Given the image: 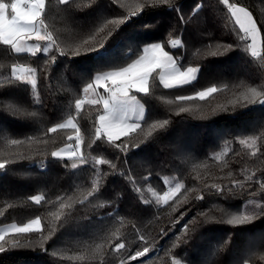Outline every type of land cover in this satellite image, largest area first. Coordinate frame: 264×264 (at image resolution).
I'll return each instance as SVG.
<instances>
[{"label": "trees", "instance_id": "trees-1", "mask_svg": "<svg viewBox=\"0 0 264 264\" xmlns=\"http://www.w3.org/2000/svg\"><path fill=\"white\" fill-rule=\"evenodd\" d=\"M4 2L11 5L12 0ZM229 2L252 12L261 29L264 51V0ZM142 3L144 0H70L64 6L58 0H46L45 23L59 47L32 56L0 46V81L11 78L13 64L36 68L40 98L39 104L34 102L30 86L0 83V160L12 162L0 171V225L39 217L43 236L56 227L43 247L40 232L10 233L6 240H18L21 247L0 253V264H120L121 260L125 264H172L173 258L184 264H264V214L260 208L245 225L227 223L232 215L244 214V201L249 197H259L264 205L260 187L264 183V106L237 108L234 113L229 106V113L212 114L218 105L248 87L264 91V59L245 51L250 39L239 40L243 33L222 0H170V5H148L118 31L109 25L115 34L102 53L72 55L90 31L107 20L124 19ZM177 38L182 45L173 48L171 41ZM152 42L165 45L183 68L200 67L197 81L165 89L158 71L154 73L149 94H137L146 110L140 129L116 141L127 144V150L109 145L106 139L96 141L97 116L103 106L85 104L74 122L83 137L80 151L87 163L74 169L71 164H79L78 160L52 157L53 151L75 142L69 137L76 133L71 128L56 133L47 129L76 116L75 100L84 98L83 89L97 72L126 66ZM227 45L232 48L225 52ZM61 50L67 54L60 55ZM215 51L219 54L211 56ZM213 85H227V90L204 101L177 100ZM99 92L104 93V88ZM96 96L90 93L88 99ZM180 108L190 111L180 112ZM25 110L37 116H27ZM163 120H168V125L146 138L149 125ZM249 136L258 138L255 156L253 149L239 143ZM13 139L22 143L12 145ZM97 159L108 163L95 164ZM246 176L253 179L245 180ZM165 178L173 187L175 183L184 187L168 204H157L149 189L163 196L170 186L164 183ZM233 180L242 182L243 188ZM93 181L100 191L83 204L76 203L92 189ZM213 184L220 185L223 194L212 189ZM41 195V204L29 199ZM61 202H73V206L64 209L66 215L56 221L51 214L60 210ZM117 230L122 236L113 237ZM140 235L145 241L139 240ZM116 243H124L125 249L113 251ZM96 244L103 248L92 256L90 250ZM144 247L154 251L150 258L129 260ZM79 256L85 259H75Z\"/></svg>", "mask_w": 264, "mask_h": 264}, {"label": "snow or ice", "instance_id": "snow-or-ice-1", "mask_svg": "<svg viewBox=\"0 0 264 264\" xmlns=\"http://www.w3.org/2000/svg\"><path fill=\"white\" fill-rule=\"evenodd\" d=\"M60 5L67 6L70 0H58ZM222 3L227 7L230 12V16L234 19L236 25H238L240 31L243 35L239 36L240 41L246 42L251 40V43L247 45L245 51L250 52L251 56L260 59H264V54L257 49V37L261 33L260 27H258V22L253 18V14L246 8L241 7L236 3H230L229 0H222ZM153 4H164L170 5V0H144V3L139 4L136 10L131 11L124 19H113L107 20L103 26L90 31L86 38H81L80 43L73 50L72 55H88L90 53H102L106 47L108 41L112 38L115 32L109 28V25L115 26L118 31L119 27L127 23L131 18L138 17L142 14L148 5ZM46 0H12L11 5L0 0V46H6L11 49L13 53H28L32 56H36L38 53L49 52L50 49L59 45L54 38L52 32L48 31V25L45 23L44 16L46 14ZM80 7V5H77ZM199 7V6H197ZM9 8L11 9L9 13ZM179 11L178 9H175ZM195 11V9H194ZM183 22V17H181ZM35 41V43H30V41ZM43 42V46H41ZM173 48L182 45V40L177 38L171 41ZM211 47V46H209ZM217 45V49H219ZM165 45L160 43H153L145 46L142 51L143 55L139 56L137 59L128 63L124 67H115L111 71L97 72L92 83L86 85L83 89L84 98L75 100V110L76 116H70L64 123H56L53 127L47 129L48 133H56L58 130H65L71 128L75 131V137H69V140L74 139L76 144L75 148H62L58 151H53L51 156L57 159H69L78 160L79 164L72 163V168H78L80 165L87 163V157L84 155L81 149L83 144V137L80 134V128L78 123L74 122L80 116L82 110L87 105L99 106L102 104L103 113L97 116V126L95 127V137L96 141H105L109 145L114 146L117 149L127 150V144H117L116 141L121 137H129L132 133H135L141 127V122L145 119V109L142 104L137 99V94H144L145 96L149 94V82L150 78L157 71L159 72V83L165 89L180 88L188 86L197 81L199 73L201 71L200 67H187L183 68L182 64L175 57L169 55V52L164 50ZM232 45H227L224 48L225 52L231 50ZM67 53L63 50L60 51V55H66ZM218 51L211 52V56H217ZM55 57H52V62H55ZM3 67V65H0ZM37 69L28 68L25 69L23 65L13 64L11 67V78H4L0 83L13 84L18 82L22 86H30L33 94V100L35 103H40L39 93L37 91ZM104 88V93L99 94L96 98L88 99V94L90 92H95L98 88ZM227 90V85L222 88H218L215 85L206 87L203 90L195 92L194 96L186 97L179 96L177 100L187 101L192 99H199L204 101L214 94L220 91ZM260 105L264 106V91L258 90L257 87H248L245 91L240 92L234 99L229 100L226 104L218 105L216 109L213 110V115L217 112L229 113V106H231L232 113L236 111L237 108L245 109L250 105ZM14 111H20L15 109ZM190 111L188 108H180V112ZM131 113V115H130ZM27 116L36 117L37 113L31 112L23 113ZM168 120H163L149 125V130L146 134V138L150 137L153 132L157 129H163L168 125ZM31 139V138H29ZM257 137L249 136L245 139H241L239 143L246 146L249 149H253L252 155H257L258 150H256ZM46 142V141H45ZM12 145H19L22 143L20 140H11ZM95 143V141H94ZM139 147V145H135ZM92 147V145H88ZM220 159L218 155L216 157ZM95 164H105L108 161L104 159H97L94 161ZM10 163L9 160H0V170L5 169ZM113 168L116 165H111ZM231 175V173H229ZM252 176H246L245 180H252ZM134 182V181H132ZM165 184H169V190L164 192L163 196H158V194L152 190V196L155 197V202L157 204L163 203L168 204L178 192L184 187L181 183H175L174 187L171 186V182L165 178ZM232 183L243 188V183L240 181L233 180ZM261 189H264V183L260 185ZM217 193L223 194V189L218 184H213L211 186ZM100 191L97 186V182L93 181L92 189L87 192L84 199L75 201L76 203L83 204L88 197L94 196ZM135 191L139 192L140 189L137 188ZM230 191V189H229ZM203 197H197V199H202ZM36 204H41L44 201V197L32 196L29 198ZM57 200H61L60 197ZM72 201V198H68ZM145 204H149L150 201H143ZM179 203V201L177 202ZM73 202H61L59 204V211L52 213L56 221H61L62 217L66 215L63 211L64 209L71 208ZM102 206V205H101ZM260 213L264 214V205H259ZM175 210V209H173ZM201 215H205L201 213ZM255 217L252 215H232L230 219L227 220L229 225H245L251 222ZM208 220H213L214 217H208ZM188 226L185 225V231H187ZM33 232L41 233V246L43 247L44 241L51 239V237L56 232V227L53 225L51 232L48 236H43L41 232V220L36 217L33 220H29L28 223H22L20 225L12 224L7 228H0V253H4L10 248L21 247L18 240L8 241L6 236L11 234H31ZM113 237L122 236V233L117 230L112 233ZM141 242L145 241L143 235L139 236ZM111 244V240H109ZM7 245V247H6ZM175 246V245H174ZM126 245L124 243H116L113 247V251L120 252L125 249ZM103 244H96L94 248H91L90 254L95 256L96 253L101 252ZM150 248L144 247L142 251H136L134 255L130 256V261H136L137 258L145 257L149 253ZM56 255V253H53ZM75 259L84 260V256L76 257ZM120 264H125L124 260L120 261ZM172 264H181V262L175 258L172 260ZM247 264V261L244 262Z\"/></svg>", "mask_w": 264, "mask_h": 264}, {"label": "rangeland", "instance_id": "rangeland-1", "mask_svg": "<svg viewBox=\"0 0 264 264\" xmlns=\"http://www.w3.org/2000/svg\"><path fill=\"white\" fill-rule=\"evenodd\" d=\"M30 43H35V41L34 40L33 41H30ZM250 43H251V41H250ZM41 46H43V42H41ZM23 67H24V65H23ZM24 68L27 69L26 67H24ZM75 144H76V142H73L72 144L65 145V147H63V148L73 149V148H75ZM168 190H169V188H168ZM259 205H261V200H260L259 197L252 196V197L247 198L244 201V208H243L244 209V214H246V215H252L253 213H255V212H257L259 210V207H258ZM26 223H28V222H26ZM12 224L20 225L17 222H9V223L1 224L0 225V228H7L8 226H10ZM153 254H154V251L153 250L151 251V249H150L149 253H147L146 256L148 258H150ZM181 264H184V263L181 262Z\"/></svg>", "mask_w": 264, "mask_h": 264}, {"label": "crops", "instance_id": "crops-1", "mask_svg": "<svg viewBox=\"0 0 264 264\" xmlns=\"http://www.w3.org/2000/svg\"><path fill=\"white\" fill-rule=\"evenodd\" d=\"M239 6H241V7H245V6H243V5H240V4H238ZM247 8V7H246ZM248 9V8H247ZM249 10V9H248ZM250 11V10H249ZM251 12V11H250ZM252 13V12H251ZM253 18L255 19V17L253 16ZM259 27V26H258ZM263 39H262V33H260V35L257 37V49L258 50H261L262 49V41ZM251 41V40H250ZM153 43H160V44H162L161 42H152V43H149V44H146L145 46H147V45H150V44H153ZM144 46V47H145ZM143 47V48H144ZM164 50L165 51H167V52H169L168 50H166L165 48H164ZM144 53L142 52V54L141 55H143ZM140 55V56H141ZM169 55H171V56H173V57H175L172 53H170L169 52ZM139 57V56H138ZM137 57V58H138ZM136 58V59H137ZM176 58V57H175ZM177 59V58H176ZM131 63V62H130ZM127 66V65H126ZM189 67H192V66H189ZM187 68V67H186ZM111 70H114V69H110V70H106V71H111ZM158 78H159V72H158ZM91 94H93V93H96V95H99L100 94V92H99V88L98 89H96V91L95 92H90ZM89 93V94H90ZM137 99H138V101L140 102V104H142L143 105V103L139 100V98L137 97ZM144 106V105H143ZM144 109H145V107H144ZM103 113V112H102ZM101 113V114H102ZM145 114H146V110H145ZM130 115H131V113H130Z\"/></svg>", "mask_w": 264, "mask_h": 264}, {"label": "built area", "instance_id": "built-area-1", "mask_svg": "<svg viewBox=\"0 0 264 264\" xmlns=\"http://www.w3.org/2000/svg\"><path fill=\"white\" fill-rule=\"evenodd\" d=\"M259 51H261V53H262V54H264V51H263V49H261V50H259Z\"/></svg>", "mask_w": 264, "mask_h": 264}]
</instances>
